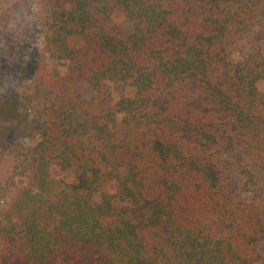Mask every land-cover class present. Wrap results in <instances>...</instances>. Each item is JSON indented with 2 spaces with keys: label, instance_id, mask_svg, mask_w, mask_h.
<instances>
[{
  "label": "trees",
  "instance_id": "16d2710c",
  "mask_svg": "<svg viewBox=\"0 0 264 264\" xmlns=\"http://www.w3.org/2000/svg\"><path fill=\"white\" fill-rule=\"evenodd\" d=\"M35 2L43 50L0 144V264L264 261V0ZM21 6L0 0V28ZM115 12L131 30L105 26ZM20 176L33 185L1 204Z\"/></svg>",
  "mask_w": 264,
  "mask_h": 264
},
{
  "label": "rangeland",
  "instance_id": "374dc122",
  "mask_svg": "<svg viewBox=\"0 0 264 264\" xmlns=\"http://www.w3.org/2000/svg\"><path fill=\"white\" fill-rule=\"evenodd\" d=\"M23 6L15 12V19L12 20L7 28H0V144L3 142L6 130L11 123L9 111V98L11 94L22 87L26 80L23 74V68L27 61L30 60L31 49L38 48L43 50L42 38L35 25V14L37 12V5L35 0H22ZM107 28L114 26H121L125 30H131V22L119 12H115L111 18L105 22ZM75 43L74 39L69 41L72 45ZM217 81L220 84L227 83L232 77L231 71L223 69L217 72ZM114 101L118 99L116 87ZM29 144V143H27ZM219 158L221 162L231 158L234 153V141L229 132H224L219 140ZM53 176L55 178L63 179L68 183L74 181L72 174L69 172L60 173L54 170ZM229 181L232 190L240 193L243 189L244 178L237 170L229 171ZM33 185L31 177L20 176L16 179V183L8 193L7 197L1 201V204L12 205L16 203L25 189ZM68 264V260H65ZM101 258L99 252L93 248L84 249L81 255V260H77L74 264H100ZM1 264H30L28 260L11 261L10 258L4 259ZM254 264H264V261L255 262Z\"/></svg>",
  "mask_w": 264,
  "mask_h": 264
}]
</instances>
